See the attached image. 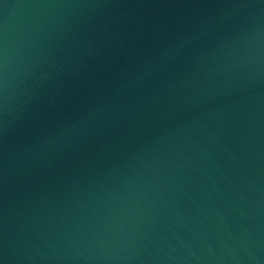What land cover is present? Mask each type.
Wrapping results in <instances>:
<instances>
[{
    "label": "water",
    "instance_id": "water-1",
    "mask_svg": "<svg viewBox=\"0 0 264 264\" xmlns=\"http://www.w3.org/2000/svg\"><path fill=\"white\" fill-rule=\"evenodd\" d=\"M0 264H264V0H0Z\"/></svg>",
    "mask_w": 264,
    "mask_h": 264
}]
</instances>
